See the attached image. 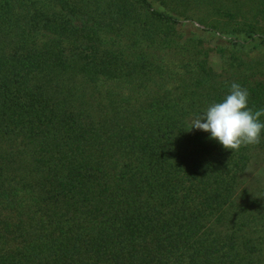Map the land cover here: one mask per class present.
<instances>
[{
    "label": "trees",
    "instance_id": "obj_1",
    "mask_svg": "<svg viewBox=\"0 0 264 264\" xmlns=\"http://www.w3.org/2000/svg\"><path fill=\"white\" fill-rule=\"evenodd\" d=\"M262 18L0 0V264H264V134L231 152L188 130L233 82L264 109Z\"/></svg>",
    "mask_w": 264,
    "mask_h": 264
},
{
    "label": "clouds",
    "instance_id": "obj_2",
    "mask_svg": "<svg viewBox=\"0 0 264 264\" xmlns=\"http://www.w3.org/2000/svg\"><path fill=\"white\" fill-rule=\"evenodd\" d=\"M250 93L237 82L230 86L229 94L221 101L213 102L190 121L193 129L210 133V138L233 151L241 147L257 145L264 134V109L253 111L249 107Z\"/></svg>",
    "mask_w": 264,
    "mask_h": 264
},
{
    "label": "rangeland",
    "instance_id": "obj_3",
    "mask_svg": "<svg viewBox=\"0 0 264 264\" xmlns=\"http://www.w3.org/2000/svg\"><path fill=\"white\" fill-rule=\"evenodd\" d=\"M216 19V18H215ZM214 19V20H215ZM221 22H222V20H221ZM180 27H181V25H180ZM257 28H259L258 30L262 33V32H264V19L262 18V19H260L259 20V23L257 24ZM190 29H192V30H198L196 27H194V26H190ZM208 44V43H207ZM213 44V45H212ZM211 45H212V47H214L215 48V44L214 43H212ZM218 52L216 51V52H214L213 54H212V56H213V58H216L217 59V64H216V66L218 67L219 66V64H220V56L217 54ZM261 173L264 175V169H262L261 170Z\"/></svg>",
    "mask_w": 264,
    "mask_h": 264
}]
</instances>
